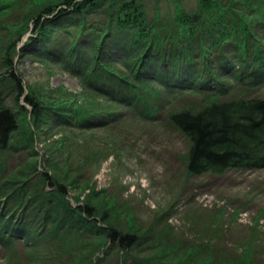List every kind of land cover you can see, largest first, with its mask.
I'll use <instances>...</instances> for the list:
<instances>
[{
	"label": "rangeland",
	"instance_id": "374dc122",
	"mask_svg": "<svg viewBox=\"0 0 264 264\" xmlns=\"http://www.w3.org/2000/svg\"><path fill=\"white\" fill-rule=\"evenodd\" d=\"M138 1L146 24L154 27L180 10L196 12L199 0ZM17 2L1 21L3 47L16 21L31 8V0ZM105 7L87 12L83 22L77 15L60 17L54 21L49 41L29 23L21 31L13 57L24 96L13 104L12 94L5 93L6 84L2 89L19 122L13 146L0 155L3 175L14 174L33 160L38 177L47 174L51 179L48 192L61 186L72 208L85 204L94 208L97 215L91 221L96 225L91 227L95 228L51 235L48 228L37 225L38 235L31 233L7 251L0 247V264H200L207 254L214 264H264V169L188 174L189 144L168 124L166 112L200 105L208 101L206 93L211 91L205 84V90L194 87L171 94L149 74L139 75L143 63L137 55L121 51L110 38L104 40L106 23L110 24ZM113 35L120 37L117 31ZM17 38L15 34L13 40ZM30 39L33 42L26 46ZM43 45L54 54L44 56L39 50ZM69 45L79 51L76 64L64 52ZM98 62L111 67L114 76L100 70ZM94 65L105 81L95 75L88 80V68ZM71 67H76V74L66 70ZM5 73L2 66L0 77ZM230 74L223 73L222 81L221 73L219 77L209 74L207 81L225 85L221 91L228 92L215 95L217 101L240 96L264 99V84L244 89ZM107 77L124 78L137 90L147 91L145 97L159 93L158 118L148 122L139 118L140 112L125 104L135 100L134 95L115 90ZM26 96L39 105L36 115L25 104ZM77 112L86 116L113 113L115 120L105 128L90 124L80 129ZM107 225L137 236L136 245L122 249L106 241L100 231Z\"/></svg>",
	"mask_w": 264,
	"mask_h": 264
},
{
	"label": "trees",
	"instance_id": "16d2710c",
	"mask_svg": "<svg viewBox=\"0 0 264 264\" xmlns=\"http://www.w3.org/2000/svg\"><path fill=\"white\" fill-rule=\"evenodd\" d=\"M18 2L0 0V25L2 18L13 12ZM103 5L107 8V20H110V24L106 23L104 40L110 38L121 51L137 55L143 63L139 75L146 78L149 74L151 80L160 81L171 94L194 87L205 90V84L210 89L211 92H205L208 101L166 112L168 124L189 144L188 174L221 175L229 170L264 169V99L240 96L217 101L215 95L228 94L221 91L225 85L207 81L209 74L219 77L221 73L222 81V74L230 72L235 84L244 89H256L264 84V0H199L196 12L188 14L180 10L171 20L158 22L154 27L146 24L145 11L138 0H31L28 13L16 21L10 41L5 47L6 41L0 44V68L3 66L6 72L0 77V155H5L4 152L13 146V136L19 129L18 117L5 93L12 94L13 104L24 96L22 79L13 64L21 31L33 23L37 34L49 41L54 21L65 15H77L83 22L87 12L93 13ZM116 31L120 37L113 35ZM15 34L18 38L13 40ZM32 42L30 39L26 46ZM39 50L46 57L54 54L46 45ZM20 51L23 53L24 48ZM64 52L72 56L73 64L80 60L77 46L69 45ZM99 64L96 65L100 70L114 76L111 67ZM96 65L88 68V80L95 75L105 81ZM74 68L66 70L76 74ZM107 79L115 90L134 95L136 99L125 104L138 110L139 118L147 122L158 118L159 109L155 104L158 92L156 96L145 97L147 91L137 90L124 78ZM5 84L7 91L4 93ZM23 100L36 115L39 105L34 99L26 96ZM64 114L58 116L64 117ZM75 115L76 127L80 129L89 128L90 124L105 128L115 120L113 113L86 116L77 112ZM35 171L33 160L8 176L0 169V247L6 251L17 241L28 239L31 233L38 235L37 225L48 228L51 235L73 228L87 233L95 228L91 227L96 225L91 220L97 215L93 207L85 204L72 208L66 200V188L59 186L54 192H48L47 185L52 184L50 177L47 174L38 177ZM33 181L36 184L33 185ZM115 228L107 225L95 231L99 230L106 241L122 249L136 245L137 236L123 234L122 230L120 233ZM200 264H214L212 256L207 254Z\"/></svg>",
	"mask_w": 264,
	"mask_h": 264
}]
</instances>
